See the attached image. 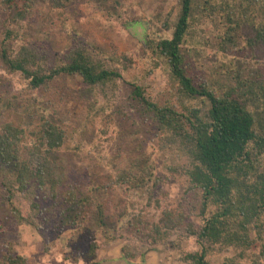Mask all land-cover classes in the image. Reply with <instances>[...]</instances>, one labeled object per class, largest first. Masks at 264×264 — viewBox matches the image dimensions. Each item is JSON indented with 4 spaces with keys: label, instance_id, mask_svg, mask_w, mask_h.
<instances>
[{
    "label": "rangeland",
    "instance_id": "obj_1",
    "mask_svg": "<svg viewBox=\"0 0 264 264\" xmlns=\"http://www.w3.org/2000/svg\"><path fill=\"white\" fill-rule=\"evenodd\" d=\"M31 1L28 16L17 18L6 0H0V52L3 46L17 51L29 42L40 45L55 62L77 38L105 56L108 66L118 68L122 77L91 91L80 75H63L34 89L0 57V127L12 122L23 128L21 155L38 160L39 154H30L36 144L34 132L44 119L59 125L66 140L57 152L69 183L79 187L83 198L76 207L77 217L63 209L44 212L39 227L12 223L7 209L0 208V264H8V257L15 255L27 257L29 264H187L184 257L201 248L195 234L176 229L151 243L145 224L158 222L165 208L182 210L186 221L202 223L194 207L195 194L187 192L188 176L183 169H172L187 159L175 147L160 146L157 126L142 118L132 97V83L143 84L156 101L176 95L207 114L209 102L178 94L167 58L157 49L159 40L172 37L182 0H73L63 7L54 6L52 0ZM232 2L233 12L240 15L254 11L252 23L248 20V25L227 34L226 11H203L195 2L196 19L192 15L181 45L189 71L218 94L258 73L264 80V50L256 56L247 47V32L254 24H264L263 0L253 2L251 9L242 0ZM7 28L17 33L16 39H4ZM141 157L149 158L154 176H161L159 184L153 187L150 181L129 188L119 183V175ZM2 203L0 199V207ZM137 216L145 222L128 226ZM93 241L99 246L96 256L89 254ZM260 250L259 240L246 250L215 246L208 258L213 264L228 260L264 264Z\"/></svg>",
    "mask_w": 264,
    "mask_h": 264
},
{
    "label": "trees",
    "instance_id": "obj_2",
    "mask_svg": "<svg viewBox=\"0 0 264 264\" xmlns=\"http://www.w3.org/2000/svg\"><path fill=\"white\" fill-rule=\"evenodd\" d=\"M52 1L54 6L63 7L73 0ZM242 1L251 9L253 2L259 0ZM6 2L17 18H26L32 5L31 0ZM195 2H199L203 11L225 10L227 34L238 26L252 23L254 11L249 10L245 15L233 12L232 0H182V14L172 37L157 43V49L167 58L178 94L209 102L207 114H203L200 107L180 101L176 95L164 102L156 101L143 84L132 83V97L142 118L157 126L160 146L175 147L185 155L186 162L172 169H183L188 176L187 192H194V207L199 209L198 216L202 219L200 225H195L185 220L186 212L165 208L158 222L146 220L148 240L155 243L169 237L174 230L182 229L195 234L201 246L200 250L184 257L187 264H213L208 252L215 246L246 250L259 240L260 255H264V80L262 73H258L254 78L238 80L236 86L218 94L189 71L181 45L192 15L193 21L196 19ZM262 3L264 7V0ZM247 35L248 50L260 56L264 50V24H254L253 31H248ZM16 36L9 28L4 31L6 40L16 39ZM228 40L225 37V41ZM122 55L128 58L125 53ZM0 57L12 71L21 72L34 89L63 75H80L91 91L122 77L118 68L108 66L105 56L77 38L55 62L40 45L29 42L23 43L17 51L3 46ZM37 131L34 132L36 144L30 154L41 157L35 160V157L21 155L23 128L12 122L0 127V199L3 202L0 208L7 209L5 213L12 223L27 222L39 227L42 225L39 217L44 212L63 209L77 217L76 207L83 198L79 196V187L69 183V175L57 152L65 143L66 132L47 119ZM133 161L131 168L119 175L118 182L134 188L151 181L156 187L161 176H154L149 158ZM150 192L152 198L153 189ZM157 203L160 204V200ZM135 219L136 222L129 221L127 225L144 221L141 216ZM76 221L74 218L73 223ZM98 247L97 242L90 243V256H96ZM8 264H29V261L25 256L15 255L8 257ZM223 264L234 263L228 260Z\"/></svg>",
    "mask_w": 264,
    "mask_h": 264
}]
</instances>
